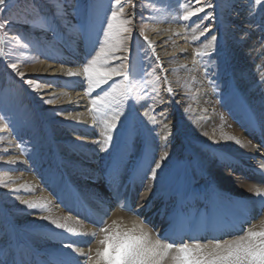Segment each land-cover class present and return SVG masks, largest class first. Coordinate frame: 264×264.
<instances>
[{
  "label": "rangeland",
  "instance_id": "374dc122",
  "mask_svg": "<svg viewBox=\"0 0 264 264\" xmlns=\"http://www.w3.org/2000/svg\"><path fill=\"white\" fill-rule=\"evenodd\" d=\"M206 2L208 0H202V3ZM211 2L216 5L215 9H207L206 11L214 12L217 18L204 20L199 27L187 29L184 26L186 22L180 17L184 10L182 6L186 5L188 0H150V2L149 0H131V3L129 0H121L124 5L125 17L132 19L131 31L127 35L133 39L125 45L130 51L121 52L118 55L128 56L134 71L139 73L143 67L147 75H144L143 81L137 80L133 83V96L137 97L139 102L130 101L124 109L125 116L121 117V122L126 125L127 137L122 141L114 140V142H119L121 146L119 155L114 156L109 155V153L114 152L112 147H109V151L105 152L97 143L98 140L102 141V125L94 119L93 114L88 110L90 108L89 97L84 92L87 87L86 83L80 86L79 92L84 101L83 109L89 115V121L85 126L90 123L95 129L92 138H94L96 150L93 151L94 153L97 151V153L93 159L95 158L96 174L100 178L97 188L91 187L83 190L74 178V176H78V173H74V176L70 174L69 170H73V162L67 160V157L71 158L75 155L76 144L71 145L74 149L63 144L72 135V128L67 121L61 120V116L64 113H71L72 105L62 107L57 104L58 100L44 97L50 92L42 91V88L49 84L54 87L52 91L55 92L75 90L62 86L60 81L52 83L46 81V78H41L43 71L37 66L42 63L58 66L60 65L59 61H55L52 57L67 52L73 53L71 60L74 65L80 64L86 56L92 53V44L89 39L92 26L99 27V22L104 19L105 15H110L109 9L114 0H8L7 10L0 12V16L5 22V29H0V175H10L14 179L7 183V185L11 184L9 187L0 185V237L1 233L12 235L15 238L14 244L16 243V246H19L21 239L31 243L33 240L47 239L53 244L60 241L62 245L64 242L75 241L74 246L91 248L89 254L94 256V249L102 236L99 230L87 226L83 223L85 220L78 218L81 223L78 228L84 229L86 226L93 229L86 234L87 236L83 241H80L64 229L55 232V228H53L55 226L43 220L38 221L37 226L23 225L29 220L27 218L37 214L32 215L31 209L24 205L21 208L14 207L15 198H28L31 194L35 197L41 192L47 194L50 199L57 201L56 206L60 208L59 199L65 194L71 195L72 192H76L88 204L84 206L83 210L89 208L91 212L99 216L107 213L105 220L108 225H111L113 221H117L116 214H123L120 211L111 210L114 205L110 204V198L102 184L101 174L106 172V169L115 167L116 163L118 164L116 167L119 168L117 169L119 175L128 174L131 176L129 173L138 167L139 163L142 164V161H147L145 172L149 167L155 168V162H159L161 167L156 170V180H148L145 188L151 193L168 180L170 184L176 183L178 190H180L181 182H187L189 198H192V194L200 187H206L217 197L232 196L250 204L264 198V195H258V192L264 193V185H259L257 190H251L255 196H244L237 192V187L244 182L251 185L253 183L243 180L239 174L229 168L231 164L229 159L232 158L233 160L245 161V165H251V168L257 165V170L264 172L262 157H260L259 162L252 164L248 149L245 150L236 145H216V140L213 141L207 137L198 138L194 135L195 129L190 124L191 121L194 122L197 119L196 115L193 114L194 107L193 104L188 107V101L185 102L182 99L184 97L190 100V98L196 99L201 98V96H198L196 92L186 96L177 94L179 91L176 90L179 87L174 85L178 83L172 81L170 74L172 69L164 64V60L159 54L158 44L154 40L156 35H152L156 31L154 29L161 25L158 23L160 19L169 20L170 25L178 29V33L183 37L187 55L181 56L175 53L174 58L186 59V57H190L193 59L198 71L197 78L204 85L202 98L206 95L210 101L219 107V111L227 121L244 135L249 144L256 147L257 145L251 137L255 134L258 135L259 132L250 127L264 128V119L256 110L258 101L260 104H264V0H260L259 3L257 0H211ZM133 4L138 5V7L133 9ZM245 13H249V17H252L250 20L252 29H245L247 26L244 24L243 15ZM141 15L144 18L143 23L140 22ZM199 15L203 16L204 13ZM234 17L238 19L237 25L233 24L235 22L232 20ZM196 19L198 17H193V20ZM9 21L11 23H8ZM205 25L209 26L210 31L201 36V30ZM141 30L148 40L156 46V56L159 57V64L163 71L154 63L155 56H151V51H146L144 36L139 35ZM250 32L252 34L248 45L252 47L248 49L245 45V38ZM233 33L241 39L239 43L242 41L236 46L232 43ZM211 35L217 37L215 50L205 48L207 38ZM70 40H75L73 51L66 49ZM202 41L203 43H201ZM253 43H257V49ZM197 51H206L207 54L202 58L197 57L195 55ZM247 52L250 53L247 55ZM233 53L241 55V57L237 60L233 57ZM248 61H252V66L259 69L258 72L257 70L255 72L257 81L248 83L250 93L243 90L244 77L237 73L238 69H241L242 65ZM9 63H16L17 69L24 73L25 79L38 78L48 83L44 84L38 91H33L8 67ZM71 66L70 63H63L60 68H72ZM165 75L167 83L164 82ZM153 87L159 90V97L155 101L145 99V95H152L151 89ZM168 87L172 89V95L166 91ZM180 87L184 88V85L180 84ZM45 100H52L53 102L46 104L44 103ZM51 104L57 105L52 106ZM150 105L152 106L151 110H149ZM187 107L190 110L188 113L186 112ZM58 111L59 114H57ZM239 125H242L241 129ZM118 131H124V129L118 128ZM247 132L251 133V136ZM260 134L263 132L260 131ZM8 138L12 139L10 143H7ZM260 147L261 145L258 144L257 151L262 156ZM227 153L231 155H225ZM11 156L18 158L19 161L16 164L8 161ZM46 156L49 158H44ZM162 157L165 158L162 159ZM226 159L228 162L224 161ZM21 161L23 166H19ZM8 169H13V171H8ZM41 170H47L52 174L43 177ZM18 175L20 177H17ZM148 176L150 177V173ZM83 177L80 176L81 179ZM25 178H31V182L36 185L34 188L39 192L34 189L30 191L19 190L18 193L14 194L13 189L15 187L13 188V185L22 184ZM134 178L136 177H132L133 181ZM88 182L92 183L93 181L89 180ZM98 187L104 189L107 199L99 200V197L93 194L98 190ZM69 188L72 192L69 191ZM145 195V197L148 196V194ZM68 199V197L64 198V200ZM90 203H99L100 206L96 212ZM223 203L227 204V202ZM62 211L65 212L63 209ZM240 212L242 210H238L237 214ZM261 221H257V224L254 221L252 227L258 229V223ZM75 227L77 225H71L68 228L73 229ZM31 232L36 234L37 240L33 239ZM92 233H96L95 238L91 235ZM3 245L5 243L0 239V253L5 254L2 250ZM17 248L18 251L9 248L10 253H6V255L9 256V254L16 252L22 261L24 259V264H37L33 258L28 256V250H23L20 246ZM39 257L41 260L38 262L39 264H52L51 261L54 264L55 258L64 260L56 251L47 249ZM7 260L9 259L2 257L0 262L7 264ZM80 260L82 261L81 264H84L86 258ZM14 264H19V262Z\"/></svg>",
  "mask_w": 264,
  "mask_h": 264
},
{
  "label": "snow or ice",
  "instance_id": "6c2138e0",
  "mask_svg": "<svg viewBox=\"0 0 264 264\" xmlns=\"http://www.w3.org/2000/svg\"><path fill=\"white\" fill-rule=\"evenodd\" d=\"M150 2V0H149ZM260 0H257L259 3ZM131 3V0H129ZM138 5L133 4V9ZM181 15V19L185 21V27L192 29L203 24L204 20H215L217 17L214 12L206 11L207 9H215L216 5L208 0L202 3V0H188ZM8 8V0H0V12L6 11ZM124 5L121 0H114L110 6V15L106 14L104 19L99 22V27L93 25L89 36L92 44V53L74 67L81 69L79 72L69 71L68 77H81L80 80H67L62 82V86L70 87L75 90L77 84L86 83L84 89L85 94L89 97L90 108L88 109L95 120L102 125V141H97L101 150L108 152L109 147L114 152L109 153L110 156L119 155L120 143L114 140L122 141L127 137V128L121 122V117L125 116V107L129 102H139L137 97L133 96V83L137 80L143 81L144 75H147L143 67L139 73L135 72L129 63L128 56H121L118 53L130 51L125 45L133 38L127 33L131 31L132 19L126 18L123 12ZM200 13H204L200 16ZM193 17L198 19L193 20ZM141 15L140 22L143 23ZM8 23H11L9 21ZM0 29H5V22L0 16ZM210 31L209 26H203L201 36ZM139 35L144 36L145 49L151 51V56H155L154 63L161 68L159 57L156 56V46L148 40L143 30ZM217 41L215 35L207 38L205 44L206 49L215 50L214 46ZM203 43V41L201 42ZM206 51H197V57L206 55ZM151 58V57H149ZM119 61V63H116ZM8 67L21 78L24 83L28 84L33 91H38L44 84L48 83L40 79H25L24 73L17 69L16 63H9ZM164 82L167 83V77L164 76ZM61 86V85H57ZM107 86V88H105ZM100 90V91H98ZM147 91V90H146ZM169 95H172V89L166 88ZM96 93V95H93ZM152 95H145V99L155 101L159 97V90L155 87L151 89ZM52 100H45L44 103L50 104ZM151 105L149 110H151ZM64 111V110H59ZM59 111L57 114H59ZM127 119V117H126ZM154 122V118H153ZM124 129V131H118ZM225 140L232 141L234 137L226 136ZM236 144H240L239 140H235ZM131 146L130 144L128 145ZM225 155H231L227 153ZM165 157H162V159ZM155 162V161H154ZM161 167L159 162H155V168L149 167L144 178H157V169ZM13 171V169H8ZM264 176V172L259 173ZM0 185L7 187V183L0 178ZM14 194L19 189L13 190ZM258 195H264L259 193ZM29 209H42L43 205L39 202L22 201ZM256 203L264 205V200ZM123 211L132 215H138L133 212L132 205L127 199L123 203H118ZM107 213L100 216L97 221V228L102 234L98 241V247L94 256L88 254L84 264H264V225L258 229L248 227L244 230L241 225L250 224L249 216L240 218L226 226H219L215 219L209 214H201L199 216L191 212H178L170 219V226L166 228L162 235H158L153 239L149 231L145 229L144 220L140 222L133 221L131 226L122 225L117 221H113L111 225L106 223L105 217ZM41 219L49 220V222L57 229H64L67 233L73 235H82L74 233L72 228H68L65 224L57 220H50L49 217H41ZM212 232V236L206 242L199 239L200 234ZM234 231V238L220 239L218 234ZM95 238L96 233L91 234ZM188 239H185V238ZM75 241L64 242L63 248L70 250L65 253V259L62 264H81L79 255H84L79 251V246H74ZM91 252V249H89ZM72 253H77L73 256Z\"/></svg>",
  "mask_w": 264,
  "mask_h": 264
},
{
  "label": "bare ground",
  "instance_id": "6f19581e",
  "mask_svg": "<svg viewBox=\"0 0 264 264\" xmlns=\"http://www.w3.org/2000/svg\"><path fill=\"white\" fill-rule=\"evenodd\" d=\"M249 16H250L249 13H245L243 15V17L245 18L244 24L247 25L245 29H248V28L252 29L250 27V20L252 17H249ZM232 20L235 21V22H233V24L237 25L236 21L238 19L236 17H234ZM239 22L241 23V20ZM158 23H161V25L157 26L154 29L156 31L152 35H156L154 37V40H156V42L158 44V48L160 49L159 54L161 55L162 59L164 60V64L166 65V67H169L170 69H172V71L170 70L172 81L178 83V84L175 83L177 86L174 85L175 87H179L176 90L177 92L179 91L177 94L179 96H186L192 92H196L198 94V96H201V98H199V97L196 99L190 98V100H187L184 97L182 99L185 102L188 101V104H189L188 107L190 106V104L191 105L193 104L192 105L194 107L193 108V111H194L193 114H194V116L196 115L197 119L195 118L196 121H194V122L191 121L190 124L195 129L194 135L197 136L198 138L207 137V138H210L211 140L213 139V141L216 140V143H217L216 145H220V146L221 145L222 146L223 145L224 146L225 145H229V146L236 145L239 148H242L245 150L248 149L249 153H250L249 155H251V158H252L251 163L253 164L254 162H259L260 157H261V153L259 154V152L257 151V146L254 147L253 144H249V141H247L245 139L244 135L241 132H239L236 129V127L233 126V124H230L227 121V119L224 117V115H222V113L219 111V107L217 105H215L212 101H210V99H208L206 97V95H204V97L202 98V96H203L202 92L204 91V85L201 82V80L199 78H197L198 71L194 65L195 63H194L193 59H190V57H186V59L174 58L175 53H177L178 55L180 54L181 56L187 55V49L185 48V46L183 44V37H181L180 34L178 33V29L175 26L170 25L169 20H167V19L164 21H163V19H160V21H158ZM238 33L240 34L241 32L239 31ZM251 34H252V32H250V34L247 36V38H245V45H246V48L248 47V49H250L252 47V46L248 45L250 40H251V38H250ZM232 35H233V42L232 43L234 44V46H236L237 43L240 44L242 42V41H240V43H239V40H241V39H239V37L236 36L234 33ZM243 36H245V34H243ZM256 44L257 43H253V45H255V48L257 49ZM74 46H75V40H70L69 44L66 45L67 51H73L75 49ZM249 53L250 52H247L246 54L248 55ZM71 54H73V53L67 52V53H63V54L61 53V54H58L57 56L55 55V57H52V59H54L55 61H59L60 65H58V66L57 65L53 66V65L47 64V63H44V64L42 63L39 66H37L41 71H43V73H42L43 75L40 77L46 78L45 79L46 81H50L52 83H56L58 81L64 82V81H67L70 79H72V80L82 79L81 77H72V78L68 77L69 71H74V72L81 71V69L74 67V64L71 60V58H73ZM233 57H235L238 60V58H240L241 55H235L233 53ZM251 62L252 61L245 62L242 65L241 69L239 68L238 72H237L239 74V76L244 77L242 88L247 93H250L249 88H248V83L250 81H257V79H258L255 72H256V70L258 72L259 69H256L255 66H252L253 63H251ZM63 63H67V64L70 63L72 65L71 66L72 68H66V69H65V67L60 68L61 64H63ZM192 81H193V83L191 84ZM83 84H77L75 86V91H71V92H69V91L68 92H65V91L62 92L61 90L55 92V91H52L54 89V87L50 86L49 84H46L47 87L45 86L44 88H42L43 89L42 91H45V92L49 91L50 93L45 94L44 97H51L53 99L58 100L57 104H60V106H62V107L69 105V104L72 105L71 106V109H73L72 112L71 113L70 112L64 113V115L61 116V120L67 121L72 128V130H71L72 135L68 139H66L63 144L69 145V146H71L72 144H76L75 155L71 158L67 157V160H69V162H71V161L73 162V170L71 169L69 171H70V174L72 176H74V173H78V176H74V178L76 179L78 185L83 190H86V189H89L91 187L97 188V184H98L100 178L96 174L97 171L95 170V165H94V163H95L94 159L95 158L93 159V157H96V153H97V151L95 153L93 151V150H96L95 141H94V138H92L95 129H94L93 125H90V123L87 126H85V124L88 123V121H89V115L83 109L84 101H83V99H81V94L79 92L80 91L79 88ZM180 84L184 85V88L180 87ZM259 94H261V92H259ZM256 100L258 101V98ZM252 102L254 103L253 100H252ZM258 103L259 104H257V108L256 107L255 108L257 111H259L260 117L262 119H264V104L263 103L260 104V101H258ZM57 104H51V105L54 106ZM188 107L186 109L187 113L190 112ZM61 109H63V108H61ZM202 109L207 111L206 114H204L205 111ZM202 111H203V114H201ZM208 120H209V122H208ZM212 125H213V127H212ZM226 136H232V137H234V140H232V141L225 140L224 137H226ZM202 139H205V138H202ZM235 140H239L240 144H236ZM11 141H12V139L8 138L7 143H10ZM135 147L137 148L136 145H135ZM70 149H74V148L71 146ZM8 151L9 150L7 149V152ZM12 153H14V152H12ZM44 158L48 159L49 157L46 156ZM8 161H11L12 163L16 164L19 160H18V158L11 156ZM19 166H23L22 161H21V164ZM38 170L40 171V169H38ZM42 173H43V177H47V176H50V174H52V173H49V171H47V170H43ZM83 175H85V177H83ZM80 176H82L83 178L81 179ZM17 177H20V176L18 175ZM0 178H3L4 183H8L14 179V177H12L10 175H8V176H1L0 175ZM5 178H6V180H5ZM130 179H132V176L128 175L126 180L129 182ZM89 180H92L93 182L90 183V182H88ZM132 181H133V179H132ZM133 182H135V180ZM34 185L35 184L31 182V178H25L23 180L22 184L13 185V188L15 187L14 189L27 190V191L34 189V190L39 192V190L34 188ZM9 186H11V184H8V187ZM35 187H36V185H35ZM258 187H259L258 184H252L251 185V184L244 182L243 184H241L237 187L236 191L238 190L237 192H240V194L244 195V196H255V194L251 190H257ZM89 193H91V192H89ZM93 194L97 195L99 197V200L100 199L103 200L105 198L107 199V196L105 194L104 189H102L100 187H98V190H96L95 193L93 192ZM31 195L28 198L16 197L15 198L16 204L14 207L21 208L23 205L26 206L22 201L27 200V201H32V202L43 203L42 205L44 206V208L39 209V210L38 209H31V211L33 213L32 215H34V214H37V215H35L34 217H31V218H27L29 220H27L26 223L23 225L28 226V225L32 224L33 226H37L38 225L37 222L40 220H43L46 223H50L49 220L41 219V217H49L50 220H57L58 222L65 224L67 227H70L71 225H77V227L73 228V231H74V233H78V234H82V235L71 234V236L79 239L80 241H83V239L87 236L86 234H88V232H91L90 230H93L90 227H86V226H84V229L78 228V225L79 224L81 225L80 220L78 218H82V220H86L85 216L87 215V212L86 213L84 212L83 217H78L76 219L75 218L72 219L68 213H65L62 211L61 207L59 208L58 206H56L57 201H55L54 199H50L47 194H43L40 192L35 197H33ZM163 201H167V198H165ZM90 206L96 212L100 205H99V203H90ZM76 208H78V206H76ZM87 210L91 211V209H89V208ZM247 216H249L251 220L255 219L254 215L252 217L250 216V214ZM115 218H117L118 223H121L122 225H127L129 227L131 226L133 221L140 222V220H138L137 218H135L134 216H131V215L128 216V215H117L116 214ZM155 218H156V220H160V215L156 216ZM24 219H26V218H24ZM259 223H258V225H259L258 228L261 225H264V220L259 222ZM255 224H257V222H255ZM227 225H229V224H227ZM245 225L246 224L241 225V226H243L245 229L248 228ZM53 228H55V227H53ZM60 230H62V229L55 228V232L56 231L58 232ZM31 234L33 236V239L37 240L36 234L32 233V232H31ZM2 237H3V240H2ZM39 237H41V236H39ZM0 239L3 243H5V245H3V248H2V250L5 252V254L0 253V257L9 259V260H7V264H14L15 262H19V264H24L23 263L24 259L22 261L20 259V255L19 256L16 255V252L14 254H9V256L6 255V253H10L9 248H13L15 251H18L17 247L20 246L21 249L23 248V250H28L27 251L28 256H30V258H33L35 263H37V264H39L38 262L41 261L39 256H40V254L44 253L45 249L50 250V251H56L57 254L59 256H62L64 259H65L64 254L70 251L68 249H64L63 245L60 244V241L59 242L57 241V243L55 242L53 244L52 242H48L47 239H42L41 241H34L33 240L32 242L35 243V244H33L31 242H28L27 240L21 239V240H19V243H20L19 246H16L15 245L16 243L14 244L15 238H13V236L10 234L4 235V233H1ZM98 246L99 245L97 244L94 251L96 250V248ZM89 249H91V248H85L84 246L79 247V251L81 253H84V255H79L78 258L79 259L86 258V256L90 253ZM72 255L77 256L78 254L72 253ZM36 257H38V259H35ZM54 260H55L54 264H62V260L60 258H55ZM51 263L53 264L52 261H51ZM0 264H1V262H0Z\"/></svg>",
  "mask_w": 264,
  "mask_h": 264
}]
</instances>
